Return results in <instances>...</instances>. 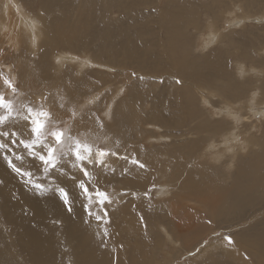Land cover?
<instances>
[{
  "label": "bare ground",
  "instance_id": "1",
  "mask_svg": "<svg viewBox=\"0 0 264 264\" xmlns=\"http://www.w3.org/2000/svg\"><path fill=\"white\" fill-rule=\"evenodd\" d=\"M136 1L137 3L128 0H32L31 5L41 3L47 13L46 25H43L40 34L34 35L31 24H35L34 29H37L39 21L30 16L26 10H22V13L29 18L26 22L21 18V13L4 7L7 0H0V26L8 29L7 32L0 34L7 38L9 31H14L16 34H13L16 36L14 35L13 38V47L22 50L28 46L32 53L35 51L33 42L40 36H45L49 45L58 48L57 60L63 57L59 62L56 60L55 70L59 71L67 67L74 70L78 68L80 73L87 71L100 74L93 79L90 77L75 79L72 76L73 72L70 71L62 82L55 84L56 88L60 84L66 88L72 100L68 102L76 100L79 92L90 93L93 90L92 94L86 96L89 97L86 103L91 105L95 103L97 97L110 92L107 103L99 112L103 115L111 113L112 122L106 124L105 130H97V126L86 116L81 123L87 124L88 128L86 131H81L79 136L81 140L95 145L98 142L102 143V134L108 133L110 138L108 137L107 142L110 141L112 151L124 154L125 149L132 153L133 148H137L135 143L137 139L133 135L142 134L137 131L140 125L160 123L161 129L166 127L168 132L170 129H184V133L179 135L182 139L172 145L184 149H178L174 153L175 156L166 162L167 169L171 164L174 169L165 175L164 179L166 186L173 180L172 185L176 184L181 194V201L186 204H170L168 213L164 207L160 213L163 214L161 218L180 213L184 220L175 222V229L180 230V236L183 235L186 227L190 231H201V227L190 222L197 215L203 219L224 220L221 222L223 226L226 224H239L242 228L246 226L243 232L234 234V239H239L243 248L237 250L234 259L239 264H247L248 262L243 258V253L247 250L256 264H264V132L253 137L251 134V138L246 135L249 123L251 128L258 126L256 122H261L262 125L264 123V70L247 67L243 62L250 61L264 67V54L258 53L257 50L258 42L264 43V36H258L256 33L255 36L250 37L245 31L237 33L235 30L222 33L220 31L222 27L219 29V25L225 22L224 19L234 13L236 19L243 18V21L252 18V7H257L255 11L259 10L261 14L258 15L264 17L263 0H239L240 3L231 1L232 5H228L226 0H212L208 3L199 0ZM13 2L19 3V0ZM142 4L149 5L146 11L147 18L144 17L145 11L140 9L136 15L137 22L132 21L134 17L132 8ZM163 4H166L164 9L161 7ZM122 10L126 11L127 17L116 19L111 17L116 11ZM237 10L238 13L234 12ZM152 11L156 12L153 17H151ZM11 21H17L15 26H12ZM142 26H149L150 30L140 29ZM194 33H199L198 38ZM161 36L164 40H161ZM225 36L235 47L232 53L219 47V42ZM147 37H150L152 44L163 45L164 48L160 50L150 46L144 47L143 44H149ZM201 44L205 46L202 45L201 48H209L207 51L209 53L203 55L195 51V48ZM88 47H93L97 51L95 58L89 56L92 64L78 62L82 59L83 52L78 60H73L74 56L68 54H77L78 50H85ZM22 52L20 51V54ZM102 54L105 57H102ZM119 55L125 57V60L119 64L118 69L121 72L135 68L139 75L145 73V81L148 78L150 82L163 78L164 85L168 86L164 92L166 95L152 112L144 110L146 99L144 94L151 93L155 86L146 89L141 84L133 83L129 91L130 95L127 96L125 93V96H121L120 89L126 86L120 83L123 79L119 78L118 83L104 82L105 85L94 90L93 85L96 82H103L107 78L103 76L104 73L96 72L93 67L100 66L111 70L116 65L113 63V57ZM232 61H236V70L244 81L232 76V66L230 67ZM87 65L91 67L84 68ZM129 66L133 69L127 68ZM32 70L35 72L28 74L27 90L47 91V84L38 82L40 75L37 69ZM16 73L21 87L20 74L17 70ZM118 75L117 77H120ZM177 79L183 80L182 86L176 83ZM202 84L215 85L220 93L223 92L230 99L222 104L214 103L212 100L209 102L207 96L212 97L216 93L207 92L200 87ZM251 86L256 91L249 97L248 89ZM5 89H7L6 85L0 76V92ZM21 92L24 93L22 87ZM56 95H48L44 102L45 109L52 111L58 120H65L67 122L65 128L73 126L70 117L62 118L63 114L67 116L68 112L65 110L68 109H64L66 104L63 99L53 101ZM166 96H175L178 99L176 105L180 111L178 117L171 118L165 115L168 109ZM116 101L118 104L115 105ZM202 101L218 106L215 107V111H220L219 107L222 105L226 109L224 113L230 119L215 116L210 110L211 107L200 105ZM98 102L95 103L96 107H93V110L90 109L91 112L81 104L78 113H89V115L98 113L96 111L100 105ZM61 105L64 110L60 109ZM115 106L118 114L116 120ZM233 108L241 112L246 110V114L243 112L245 115L240 116ZM257 115H260L261 119L253 120ZM162 132L164 133L165 130L162 129ZM127 141L126 147L116 145ZM208 144H210L207 152L209 156L205 162L207 169L215 164H219L215 166L217 168L224 167L226 170L230 168L224 178H219L221 185L213 180L212 172L202 178L201 169L191 170L189 166L194 162L191 159L195 150L202 151ZM252 146L257 148V151L249 157L248 150H252L250 149ZM145 160L149 161L148 154ZM107 165L104 176V183L107 185L105 190L109 192L113 202L108 205L112 222L104 225L89 219L83 213L82 203L86 201L78 194L79 190L73 181L61 176L60 173L48 178H44L42 172L37 173L46 186L49 181L53 182V187L44 195H40L30 186L25 185L0 159V180L3 181L0 183V264H139L142 258L149 264L150 258L146 255L149 254V238L133 246L131 240L134 226L139 222V215L143 213L145 219L155 216L147 206L150 201L142 197V192L140 199L121 195L125 189L133 191L135 186L141 187L143 181H139V176L140 179H144L147 174L142 170L130 168L129 174L121 177L119 173L122 167L127 165L116 158L109 159ZM23 166L30 167L32 162L25 158ZM111 168H115L116 173H112ZM63 170L69 176L76 174V170L71 169L70 164H66ZM79 178L81 177L77 175V179ZM92 183L95 184L96 181L93 180ZM55 185L70 190V196L74 200L73 213L69 214L66 211L59 194L54 190ZM113 188H116L118 193L112 192ZM203 201H206L204 210L193 209L195 212H191L187 208V202ZM133 204L136 207H133ZM250 210L253 214H250ZM251 225L254 227L253 231H250ZM105 227L111 233V237L106 240V247L100 243L103 235L101 228ZM166 229L164 230L166 234L168 232L173 234L167 224ZM123 239H125L124 243H122ZM120 244L124 247L120 248ZM238 246L237 241L236 247ZM203 264H213V261L206 260Z\"/></svg>",
  "mask_w": 264,
  "mask_h": 264
},
{
  "label": "rangeland",
  "instance_id": "2",
  "mask_svg": "<svg viewBox=\"0 0 264 264\" xmlns=\"http://www.w3.org/2000/svg\"><path fill=\"white\" fill-rule=\"evenodd\" d=\"M128 1L137 3L136 0H128ZM199 1L200 2L202 1L203 3H208L209 1H212V0H199ZM231 1H238L239 2V0H226L228 5L233 4V2H231ZM31 2H32V0H22V7H23V10H26L30 16L36 18L39 21V25H38L37 29H34L36 26L35 24H31V27L33 28L32 32L34 35H36V34H40V31L43 30V25L44 26L46 25L47 13H46L45 7L41 3H37L36 5H31ZM19 3H21V0H19ZM165 5L166 4H163V5H161V7L164 9ZM263 5H264V0H263ZM148 6L149 5L142 4L141 6L132 8V11L134 13V17L132 18V21L137 22L136 15H137V11L140 9L145 11L144 17L147 18L146 11H147ZM256 8L257 7L251 8V10L254 11V12L253 11L251 12L253 14V16H252V18L250 17V18L246 19L245 21H243V18L236 19V17L234 16V15H236V13L231 15L229 18L224 19L225 22H223L219 25V29L222 27L220 29V31L222 33H225L227 31H232V30H235V32H237V33L241 32V31H245V32H247V34L250 37L255 36L254 34H256V33L258 34V36H261V37L264 36V17H260V15H258L261 13L259 12V10L255 11ZM234 12L238 13L239 11L237 10ZM19 13H21V18H23L26 22L29 21V18L27 16H25L22 13V11H20ZM39 13H42V16L38 15ZM154 15H156V12L152 11L151 17H153ZM232 16H234V18ZM111 17L115 18V19L120 18V17H127V13L125 10L116 11V14L111 15ZM230 20H232V21H230ZM10 23L12 24V26H15L17 21H13V22L11 21ZM18 29H20V28H18ZM140 29H144L147 31L150 30L149 26L148 27L142 26ZM242 29H244V30H242ZM7 31H8V29H6L4 26H0V33H5ZM192 31H193V29H192ZM252 31H253V33H252ZM13 33H15V32L14 31L11 32V30H10L9 36L7 38L0 34V43H1L0 44V57H1L0 58V60H1L0 61V76L3 80L5 78H10L12 80V82L14 81L13 83L17 85V95H15V97L12 96V93H10V90L7 88V85H6L7 89H5L3 91V93L6 96H8L9 98L10 97L14 98L17 104L18 103L22 104V103H28V102H39V101L43 100L44 97H48V95H56L57 94L55 96V98L53 99V101H59L60 99H63V102H65V104H66V107L64 109H68V110H65L68 113L75 111L77 114H79L78 110H79V108H80L79 106L81 104L83 106H85L87 111H89L90 109L93 110V107L94 108L96 107L95 103L98 102L97 100L95 101V103H91V105L86 103L87 99H89V97H86V96H89V94L93 90H91L90 93L89 92L88 93L79 92V95H78L79 98L76 96V98H77L76 100H74L73 102H68V101H72V100L70 99V96H68V91L66 90V88H63L61 84L59 87L56 88L55 84H57L58 82H62L63 79L70 74V71L73 72L72 76H74L75 79H82V78H86V77H90L91 79H93L96 76H100V74H97L95 72H87V71H86V73H80L78 68L76 70H74L73 68H67V67L57 71L54 68H55V65H57L56 64L57 63L56 57H58V55H59V53H58L59 50L57 47L53 48L51 45H49L48 40L46 39L45 36H40V38L38 40H35L33 42L35 51L32 53L28 49V46H25V49L23 48L22 50L18 49V47L17 48L15 46L13 47L14 43H12V42H13L14 35L16 34V33L15 34H13ZM198 34H195L197 38H198ZM224 35H226V34H224ZM3 38H5V39H3ZM147 39L149 41V44L148 45L143 44L144 47L150 46L153 49L155 48V49H160V50H162L164 48L163 45L162 46H156L155 44H152L150 37H147ZM161 40H164V38L162 36H161ZM220 42H219V47L222 49H225L229 53H232L235 50L234 49L235 47H233L232 42L226 36ZM2 44H5V46ZM40 44H41V46H39ZM258 44H259L257 46L258 53L264 54V43L258 42ZM202 45L203 44L199 45V47L197 46L195 48V51L198 53H201L203 55L209 53V52H207L209 48L203 49V48H201ZM213 45L214 44H212V46ZM203 47H205V46L203 45ZM214 48H212V50ZM20 51L21 52L23 51L22 54H20ZM82 52H83V55H81L82 56L81 57L80 54ZM19 54H20V56H19ZM68 54L71 56L81 57L82 59L78 62H86L87 64H92V59L90 57L95 58L97 55V51L93 47L92 48L88 47L85 50H78L77 54L76 53H68ZM4 55H5V57H4ZM14 57H17V58H14ZM102 57H105V55L102 54ZM113 60H114L113 63H116V65H114L113 69H111V70L104 69L100 66H94L93 67L96 72L104 73L103 76L107 78L103 82H100V83L96 82L93 85L95 87L94 90L99 89L100 87L103 86V84L105 85L104 82L110 83V84L118 83L117 80L119 78L123 79V81L121 80L120 83L124 84L128 89L122 95L120 94L121 96H125V93L127 96L130 95L129 91H130V88H132L133 83L141 84L146 89L149 88L150 86H155V89L151 93L144 94V96L146 97L145 102H144V110L146 112H152L153 108L155 106H158L161 102V99L166 95V94H164V92L167 90L168 86L164 85V83H160V79H155L154 82H150L149 78L147 79V81H145L144 79L140 80V79L133 78L130 75L132 72H136L139 75V72L136 71L135 68H134V70H131V71L126 70V71H124V73L121 72L118 68H119V64L125 60V57L123 55L115 56V57H113ZM243 62L245 63V65L247 67H253V68H256L258 70L259 69L264 70L263 69L264 67L257 66L253 62H250V61H243ZM235 63H236V61L230 62V67L232 66L231 67L232 76L233 77L236 76V78L239 81H244L239 77L240 73L236 70ZM75 64H77V61ZM90 67H91V65H87L84 68L88 69ZM33 68L37 69V73H39V75H40L38 82H42V83L47 84V87H48L47 91H41L40 90V91L35 92V91H28L27 90L26 83L29 80L28 74L30 75L31 72H35L32 70ZM127 68L133 69V67H130V66ZM124 69L125 68H123V70ZM16 70L20 74L21 87L23 88L24 93L21 92V87L19 85V79H18V76H17L18 74L16 73ZM142 72H144V71H142ZM117 75L120 77H117ZM140 75L146 77L145 73H142ZM253 80L255 81L254 78H253ZM200 87L203 88L204 90H206L207 92L216 93V95H214L212 97H210V95L207 96L209 99L208 98H206V99L209 102H210V100H212L214 103L222 104V102L224 103V101H227L230 99L223 92L220 93L219 89L215 85L202 84V85H200ZM253 89H254L253 86H251L248 89L249 97L251 96V94L254 91H256ZM100 90H102V89H100ZM112 91H115V89H112ZM109 94H110V92L106 93L104 96H100L101 101L99 100V102H98V103H100L99 109H102V107L107 103V101L109 99L108 98ZM92 97L90 96V98H92ZM216 98H218V99L216 100ZM25 100H27V101H25ZM77 100L78 101L80 100V101L78 102ZM165 101H166V105H168V107H167L168 109L165 112V115L168 117H171V118L172 117H178L180 115V111H179L178 107L176 106L178 104V99H176L175 96H172V97L166 96ZM116 104H118V101L115 102V105ZM200 105L201 106L204 105L207 108L211 107L210 110L212 111V113L215 116L219 115V117L224 116L227 119H230V117L224 113V112H226L225 111L226 109L223 108L222 105L219 107L220 111H217V110L215 111V107H218V106H213L211 104L205 103L204 101H202V103ZM44 108H46V106H44ZM60 109L64 110L63 108H60ZM234 110L240 116H242V114L243 115L246 114V110H243L242 112L236 111V109H234ZM221 111H223V112H221ZM217 112H219V113L215 114ZM96 115H99L100 118L102 120H104L106 124H108V119L110 118L111 113L108 115H106V114L103 115L101 112H98V113H96ZM252 115H254V114H252ZM67 117H69V116L68 115L66 116L63 114L62 118H67ZM117 118H118V114L116 112V106H115L114 107V119L116 120ZM259 118L261 119V116L257 115L253 118V120L259 119ZM61 121L63 122V126L65 127L67 122L65 120H61ZM243 121H244V118H243ZM256 123L258 126L257 127L255 126L253 128L250 127V123L248 124L249 127H247V130H246L247 137L250 136L248 138H251V134L253 137V135H260L264 132V123H263V125L261 122H259V123L256 122ZM150 125H153V126H150ZM154 126H156V128H154ZM162 129L165 130L164 133L162 132ZM162 129L160 127V123L155 125L154 123L151 122L150 124H147V125L145 124L144 126L140 125V127H137V131L139 133H142V134L136 135V133H135L133 135V137L135 139H137V142H135V143H137L136 144L137 148L134 147L133 152H135V154L138 155L141 160H145V157L148 154V156H149L148 164L154 170V173L157 177V185L160 188L167 189L168 194L161 195V194L153 193V199L147 203V206L149 207L150 210H152L154 212L155 216H151L150 218L145 219V221L147 223V230L146 231L143 228L142 223L140 221L135 224V226H134L135 230L132 232L133 238L131 240V246L135 245L137 242L140 243L143 240H147L149 238V243H150L149 254L146 253V255L150 258L149 264H203L204 262H206V260L208 261L210 259H212L213 264H239V262L237 260H235L234 258H236L237 250L243 249L241 246L240 240L235 239L238 241L239 246L236 247L235 250H229L228 247L226 246V244L218 236L216 238H212V234L214 232L218 233V234L219 233L227 234L228 232H232L233 234H235V233L243 232L246 229V226H243V228L239 224H226V226H223V224H221V222L224 220H222V221L212 220V222H213L212 226H209L206 223L208 218L203 219L200 217V215H197V217L195 219L190 220V222L193 225L201 227V231H195V230L190 231L186 227V229L183 230V235L180 236L179 235L180 230L178 228L175 229V222L184 220V218H182L180 213H174L172 216H165L164 218H161L163 216V214H160V213L164 207H166V213H168V209H169L170 204H178V205L179 204H184V205L186 204L185 202L181 201V194L178 192L176 184L172 185L173 180L169 184H167V186H166V181L164 179L165 175L169 174L174 169L172 164H171L170 168L167 169L165 166L166 162L170 161L175 156L174 153L178 149H184V147L180 148L177 146H172L174 143L179 142L180 139H182L179 137V135H182L184 133V131H183L184 129H170L169 132H168V129L166 127H163ZM102 135H103L101 137L102 143L98 142V143H95V145L94 144L93 145L99 146V147L102 146V148H107V149L112 150V145L109 144L110 141L107 142L108 137H109L108 133L102 134ZM128 136H129V134H128ZM103 137H105L106 139ZM116 145H117V147H126L128 145V141L123 142V143L120 142V145L119 144H116ZM209 146H210V144H208L204 148V150H202V151L195 150V152L192 155L193 159H191V160H194V162L192 164H190L189 166H190L191 170H195L198 168L201 169L202 170L201 175H203L202 178H205V174L210 175V173L212 172V177H214L213 180L218 182L221 185V181L219 178H224L229 173L227 171L230 168L228 170L224 169V167L223 168H217L215 166L216 165L219 166V164H215L214 166H211L207 169V167L205 166V162L209 156L207 154ZM250 149H252V150H248L249 151L248 152L249 157L251 155H253L255 153V151H257V148H255L253 146L250 147ZM145 153H146V155H145ZM183 157H184V155H183ZM182 161H184V160L182 159ZM184 170L186 171V169H184ZM233 172H234V170H233ZM140 180L143 181L142 186L141 187H139V185L135 186L133 188V191L143 192L144 186L148 183V179H146V178L140 179V176H139V181ZM112 192L118 193L116 188H113ZM171 195H172V197H171ZM164 202L166 204H164ZM205 202L206 201L197 202V203L196 202H187L188 203L187 208H189L191 212H195V210L198 211L199 209L204 210L206 208L204 205ZM261 206H263V204ZM193 209H195V210H193ZM184 211H187V210H184ZM250 214H253L252 210H250ZM159 222L165 223V224L159 225L158 224ZM166 224L168 225L169 230L173 234H171L169 232L166 234V232L164 231V230H167ZM251 227H250V231H253L254 230L253 225H251ZM101 230H102V234H103L104 228H101ZM187 231H189V232H187ZM205 239H210V243L208 244L207 247H204V245L202 243ZM124 242H125V239L122 240V243H124ZM155 247H156V249H155ZM197 248H202V251H200L196 255H189L190 252H195ZM232 252H235V253L233 254ZM139 264H147V263H146L145 259L142 258V260ZM247 264H249V262ZM252 264H256V262L252 261Z\"/></svg>",
  "mask_w": 264,
  "mask_h": 264
},
{
  "label": "snow or ice",
  "instance_id": "3",
  "mask_svg": "<svg viewBox=\"0 0 264 264\" xmlns=\"http://www.w3.org/2000/svg\"><path fill=\"white\" fill-rule=\"evenodd\" d=\"M4 7L20 12L23 10L22 0L21 3L7 0ZM38 15L42 16V13ZM60 59H63V57H60L57 62ZM72 59L78 60L79 56H74ZM130 75L136 79H144V76L138 75L136 72H132ZM3 83L7 85V88L15 97L17 95V85L10 78H5ZM160 83H163V78H161ZM176 83L182 86L183 80L177 79ZM126 91L127 88L122 87L120 94L122 95ZM46 100L47 97H44V100L39 102L17 104L14 98H9L3 92H0V159L25 185L30 186L40 195H44L53 187V182L49 181L46 186L37 173L42 172L44 178L60 173L61 176L75 183L79 190L78 194L86 201V203H82L83 213L89 219H94L104 225H109L112 222L108 205H111L113 201L109 192L105 190L107 185L104 183V176L108 168L107 161L111 158L123 161L127 165L122 167L119 173L121 177L128 175L130 168L142 170L147 174L148 183L144 186L142 192L144 199L151 201L153 193L168 194L167 189L158 187L157 177L148 162L141 160L135 152L129 153L125 149L124 154H121L107 148L94 146L79 138L81 131H86L88 128L87 124L81 123L86 116L92 124L97 126V130L106 129L107 125L99 115L95 113L89 115V113L83 112L78 115L75 111H72L67 115L72 119L73 126L65 128L63 122L55 118L52 111L44 108ZM96 100L99 101L100 97H97ZM60 107L63 108V105ZM96 111L99 112L100 109H96ZM111 122V118H109L108 123ZM17 125H22V127H17ZM25 158L32 162V166H23ZM66 164H70L71 169L76 170L75 175L69 176L63 170ZM111 172L116 173V169L111 168ZM77 175L81 178L77 179ZM93 180L96 181L95 184L92 183ZM0 183H3V181L0 180ZM54 190L59 194V199L66 211L69 214L73 213L74 200L70 196V190L60 185H55ZM121 195L123 197L130 196L133 199L141 198L139 191L129 189H125ZM133 207H136V205L133 204ZM138 219L146 231L147 223L143 213L139 215ZM206 223L212 226L213 222L208 219ZM217 236L226 244L229 250H235L237 241L234 239L233 233L218 234L214 232L212 234V238ZM110 237L111 233L105 227L100 239L101 245L106 247V240ZM202 243L204 247H207L210 239H205ZM119 247L123 248L124 245L120 244ZM200 251H202V248H197L195 252H190L189 255H196ZM243 258L246 262L252 264L253 257L247 250L243 253Z\"/></svg>",
  "mask_w": 264,
  "mask_h": 264
}]
</instances>
